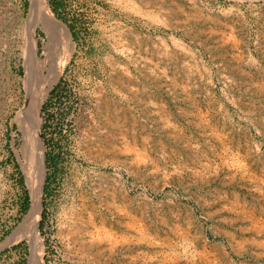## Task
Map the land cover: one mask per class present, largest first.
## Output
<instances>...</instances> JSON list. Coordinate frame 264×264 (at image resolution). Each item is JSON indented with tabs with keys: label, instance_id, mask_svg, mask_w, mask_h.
Listing matches in <instances>:
<instances>
[{
	"label": "rangeland",
	"instance_id": "374dc122",
	"mask_svg": "<svg viewBox=\"0 0 264 264\" xmlns=\"http://www.w3.org/2000/svg\"><path fill=\"white\" fill-rule=\"evenodd\" d=\"M46 1L73 50L39 109L43 264H264V0ZM29 4L0 0V264H30Z\"/></svg>",
	"mask_w": 264,
	"mask_h": 264
},
{
	"label": "bare ground",
	"instance_id": "6f19581e",
	"mask_svg": "<svg viewBox=\"0 0 264 264\" xmlns=\"http://www.w3.org/2000/svg\"><path fill=\"white\" fill-rule=\"evenodd\" d=\"M29 1L28 20L24 26L22 38L24 43L21 45L24 58L25 103L15 113L12 121L16 122L22 134L23 142L21 143H23V146L17 148L16 152L31 194V207L25 217V220H31L32 222V230L29 233L30 264H43L41 242L36 228L44 176L43 154L40 149L38 131L39 109L41 102L62 72L73 49L66 26L55 17L47 1ZM37 26H41L47 36L41 45L40 55L42 58L37 55V47L34 43V30ZM36 76H38L37 85L33 86L32 83L36 81ZM18 229L19 227L7 237V242L19 238Z\"/></svg>",
	"mask_w": 264,
	"mask_h": 264
},
{
	"label": "trees",
	"instance_id": "16d2710c",
	"mask_svg": "<svg viewBox=\"0 0 264 264\" xmlns=\"http://www.w3.org/2000/svg\"><path fill=\"white\" fill-rule=\"evenodd\" d=\"M27 203H28L27 197L24 196L23 197V203H22V209H23V211H26V209H27Z\"/></svg>",
	"mask_w": 264,
	"mask_h": 264
},
{
	"label": "water",
	"instance_id": "95a60500",
	"mask_svg": "<svg viewBox=\"0 0 264 264\" xmlns=\"http://www.w3.org/2000/svg\"><path fill=\"white\" fill-rule=\"evenodd\" d=\"M29 5H30V4H29ZM20 134H21V133H20ZM25 143H26V142H25ZM19 144H20V143H19ZM22 146H23V143H22ZM25 146H26V144H25ZM25 146H24V147H25Z\"/></svg>",
	"mask_w": 264,
	"mask_h": 264
}]
</instances>
